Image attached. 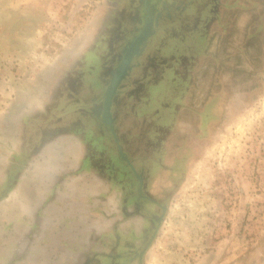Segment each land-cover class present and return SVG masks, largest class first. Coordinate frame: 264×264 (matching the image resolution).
Listing matches in <instances>:
<instances>
[{
    "label": "rangeland",
    "instance_id": "374dc122",
    "mask_svg": "<svg viewBox=\"0 0 264 264\" xmlns=\"http://www.w3.org/2000/svg\"><path fill=\"white\" fill-rule=\"evenodd\" d=\"M141 1L0 0V194L10 178L17 184L0 200V264H19L1 234L22 237L32 227L27 216L39 200L19 191L28 170L42 166L34 153L57 152V143L42 144L44 133L74 135L81 126L75 135H83L96 120V137L81 144H105L103 173L124 167L101 112L77 113L102 105L99 77L115 66L112 44L116 58L140 26L132 16L142 14ZM163 1L155 44L113 108L123 149L145 155L146 137L161 144L149 135L156 120L180 105L161 152L167 211L143 264H264V0ZM80 81L90 85L81 95ZM67 140L74 150L78 142Z\"/></svg>",
    "mask_w": 264,
    "mask_h": 264
},
{
    "label": "flooded vegetation",
    "instance_id": "af4514ba",
    "mask_svg": "<svg viewBox=\"0 0 264 264\" xmlns=\"http://www.w3.org/2000/svg\"><path fill=\"white\" fill-rule=\"evenodd\" d=\"M163 2V0L141 1L143 8L142 14L141 10L137 9L134 16H132L135 18V21L141 22L140 26L131 34L127 32V35L123 37V45L116 58L113 57L114 46L112 44L110 59H116L115 66L110 68L109 72L103 73V77H99L101 80L100 84L105 90L102 105L98 106L97 104H93L88 106V104L83 103L89 108L92 107V109L85 111L82 110L77 113V115L83 114L89 117H95L101 112L103 123L109 127L113 133V129L115 130L114 126L112 129L104 116L105 114L107 115V113L114 115L113 108L115 99L122 94L123 88L129 86L133 79H135L136 70L142 66L141 61L149 53L152 46H154V40L159 33V20ZM132 7L133 10L136 9H134V5ZM126 13H128L129 16L132 15L133 12L129 11ZM140 18L141 20H139ZM90 50L89 54L96 59H104L92 48ZM130 59H133V61ZM131 61L134 65L129 66V62ZM126 68L130 75L126 78L120 79L117 91L113 94V89L111 87L113 86L116 77L117 79L122 77L121 73L122 71H125ZM90 69H93V67H90ZM109 75L110 77L106 79ZM135 82L136 79L134 80V83ZM77 84L79 85V89H83L79 90L80 95L83 91L86 93L88 88H90V85L83 84L82 81ZM175 95H180L178 89H176ZM171 100L167 101L170 102ZM179 106L180 105L177 104L174 107H166L163 111V116L156 120V124L154 123L152 126L149 135L154 130L153 134L155 136L156 134L161 136V144L151 145V143H153L150 142L149 139L151 135L146 137L144 144H147V146H144V148L151 151L147 152L145 155L143 153L131 155L125 151L121 141H119V137L116 138L113 133L119 149L118 155L122 164H124V167L119 168L116 166V163H113L110 169H107L106 172H104L107 175L106 184L109 189L107 197L108 211L105 216H102V219L104 218L105 220V223L103 224L105 227L98 226L99 229L96 237L91 242L92 247L83 251L82 254L77 255L74 264H143L144 255L148 247L151 245V242L156 237L155 235L160 228L167 211V206L163 203L160 193V191L163 190L161 188L162 182H159V180L162 181V174H165L167 170L163 161L161 162V152L164 153L165 151H169L167 147L168 144L163 143V139L169 141L173 135V130H171V128L174 127L177 113L180 112ZM54 121L55 123L59 122L60 117ZM94 122L97 123L96 120H89L84 123L85 125L83 124L84 129H86L85 134L83 135H80L79 133L75 135L77 129L79 131L81 129L83 130L81 126L75 127L74 135H72V132L69 130L67 131L66 128L64 130H58L53 134L46 132L44 133L42 144L45 145L50 141L57 143L63 139H75L78 143H81L86 137L94 139L96 137L94 130L96 127L93 125ZM27 128L28 127H26L25 130H27ZM27 138L28 136L26 132L25 140L20 142L23 151L24 148H27ZM157 139L159 138L156 137V140ZM163 144L166 145V147H164ZM119 147L122 148L127 159L121 155ZM22 149H19V152L22 151ZM155 151H158L159 153H156ZM83 153L84 155L88 154L87 152ZM40 154L41 152L36 151L34 153L35 158L40 156ZM19 175L21 177L20 179H22V173H19ZM58 180L59 178L53 179L51 184H58ZM16 187L17 184H15L14 177L10 178L7 181L5 188L1 191L0 200L6 198L11 193L12 189ZM40 198L41 197L37 199L39 200L37 205L39 211L36 214L38 215L36 218H40L41 214L42 199ZM35 211H37V209H35ZM37 223H39V221H37ZM101 228L105 231L102 230L99 232ZM28 231L26 230L22 237H15V234L14 236L12 234L8 235L7 233L1 234L6 238L4 244L8 245L7 252L14 254V256L17 257L19 264H30L32 262V256L26 249L28 240H26L25 235ZM17 241L19 242L20 247L18 250L14 249ZM1 249L2 248H0V251H3ZM1 254L2 252H0V259L3 257Z\"/></svg>",
    "mask_w": 264,
    "mask_h": 264
},
{
    "label": "crops",
    "instance_id": "0c3cea01",
    "mask_svg": "<svg viewBox=\"0 0 264 264\" xmlns=\"http://www.w3.org/2000/svg\"><path fill=\"white\" fill-rule=\"evenodd\" d=\"M112 117L114 124V115ZM61 141L57 142L56 153H50V156L48 152L40 154L42 166L38 164L27 172L19 191L26 193L27 200L31 192L36 199H42L40 218H36L38 207L27 216L32 223L31 230L25 235L28 240L26 249L32 256L30 264H74L77 255L92 247L98 226L105 223L102 216L108 211L109 189L107 175L100 171L107 163V158L102 157L105 144L101 140L86 141L84 145L79 142L75 147L79 146V150L76 151ZM81 145L87 155H84ZM52 177L59 178L58 184L50 183ZM39 180L42 181L41 192L36 188L40 186ZM14 249H20L18 241Z\"/></svg>",
    "mask_w": 264,
    "mask_h": 264
},
{
    "label": "water",
    "instance_id": "95a60500",
    "mask_svg": "<svg viewBox=\"0 0 264 264\" xmlns=\"http://www.w3.org/2000/svg\"><path fill=\"white\" fill-rule=\"evenodd\" d=\"M130 60L133 61V59H130ZM132 61L129 62V66L134 65V64H132ZM125 75H126V76H125ZM128 75H130V73H128V70H127V68H126V70H125V71H122V73H121V76H122V77H120V78H118V79H117V77H116V80L114 81V84H113V86L111 87V88L113 89V91H112L113 94L117 91V87H118V84H119L120 79H121V78H126ZM109 90H110V89H109ZM104 117H105V119L107 120V122L109 123V125H110V126L112 127V129H113V126H114V125H113V118H112V115H111L110 113H107V115L105 114ZM113 133H114V135H115L116 138H117V135H116V132H115L114 129H113ZM119 148H120V153H121V155L127 159V157H126L125 153L123 152L122 148H121V147H119Z\"/></svg>",
    "mask_w": 264,
    "mask_h": 264
}]
</instances>
